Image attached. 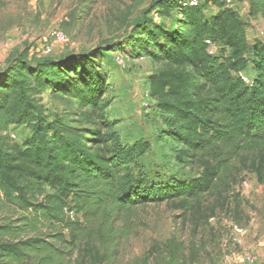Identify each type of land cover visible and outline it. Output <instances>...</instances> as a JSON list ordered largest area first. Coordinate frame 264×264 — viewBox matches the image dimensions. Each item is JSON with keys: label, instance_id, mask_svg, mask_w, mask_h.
I'll use <instances>...</instances> for the list:
<instances>
[{"label": "trees", "instance_id": "trees-1", "mask_svg": "<svg viewBox=\"0 0 264 264\" xmlns=\"http://www.w3.org/2000/svg\"><path fill=\"white\" fill-rule=\"evenodd\" d=\"M232 2L160 0L158 12L174 19L172 28L141 19L129 42L134 56L164 65L149 78V95L167 118L169 142L201 169L189 181L149 183L136 175L149 144L125 146L106 127L109 86L87 61L79 69L83 57L22 55L18 67L0 73V204L22 214L0 219V264H105L131 235L136 209L166 203L200 216L208 198L227 201L246 173L264 183V43L251 51L237 10L247 3L250 17H264V0ZM45 92L52 110L38 99ZM12 127L31 135L18 143ZM71 211L83 221H73ZM46 223L53 231L38 234ZM31 231L36 235L27 236Z\"/></svg>", "mask_w": 264, "mask_h": 264}, {"label": "rangeland", "instance_id": "rangeland-1", "mask_svg": "<svg viewBox=\"0 0 264 264\" xmlns=\"http://www.w3.org/2000/svg\"><path fill=\"white\" fill-rule=\"evenodd\" d=\"M159 1L0 0V73L18 67L16 62L22 55L32 61L83 57L78 62L79 69L81 62L87 61L109 86L106 99L110 106L102 116L106 127L117 132L125 146L149 144V150L133 167L136 175L149 183L170 184L196 178L201 169L185 162L180 149L169 142L167 118L149 95V78L164 65L142 54L134 56L129 45L141 19L153 18L172 28L174 19L161 18ZM210 8L211 14L216 12L213 6ZM237 10L245 22L252 51L255 43H264V17H250L247 3ZM58 30L67 35L68 42L54 43L53 54L44 55V38ZM108 45L116 49L109 52ZM116 56L122 57L124 63L119 64ZM247 76L254 77L253 67ZM38 99L54 109L50 92ZM9 132L21 144L31 135L26 127H12ZM245 176V181L231 190L227 201L208 198L200 216H183L166 203L136 209L131 218V235L123 240L119 255L105 264H264V183H259L255 174ZM21 215L15 208L0 204V219H18ZM69 215L73 221H83L75 211ZM234 226L243 228L244 236L237 235ZM52 231L46 223L38 234L46 236ZM34 235L31 231L27 236Z\"/></svg>", "mask_w": 264, "mask_h": 264}, {"label": "built area", "instance_id": "built-area-1", "mask_svg": "<svg viewBox=\"0 0 264 264\" xmlns=\"http://www.w3.org/2000/svg\"><path fill=\"white\" fill-rule=\"evenodd\" d=\"M202 1L203 0H183L182 3L184 6L196 7L199 6ZM228 4L233 5L232 0H228ZM43 42H44L43 54L49 55V54H53L54 52V47H53L54 43L58 45H65L68 42V37L63 31L58 30L55 31L51 37L50 36L45 37ZM207 44L209 45V53L212 55L217 54V47L211 41H207ZM116 60L119 62V64L124 63V59L120 56H116ZM241 76L246 83L250 82V80L245 75H241ZM234 231L239 236H244L245 234V230L238 226H234ZM249 262L254 263V259L249 258Z\"/></svg>", "mask_w": 264, "mask_h": 264}]
</instances>
